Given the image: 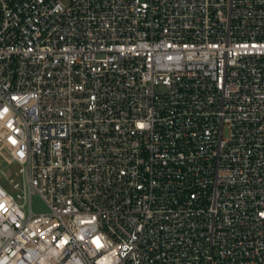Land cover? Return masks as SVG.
<instances>
[{
	"label": "built area",
	"instance_id": "obj_1",
	"mask_svg": "<svg viewBox=\"0 0 264 264\" xmlns=\"http://www.w3.org/2000/svg\"><path fill=\"white\" fill-rule=\"evenodd\" d=\"M5 153L0 264H264V0H0Z\"/></svg>",
	"mask_w": 264,
	"mask_h": 264
},
{
	"label": "rangeland",
	"instance_id": "obj_2",
	"mask_svg": "<svg viewBox=\"0 0 264 264\" xmlns=\"http://www.w3.org/2000/svg\"><path fill=\"white\" fill-rule=\"evenodd\" d=\"M20 183L21 190L17 192L14 190V186ZM0 184L10 193L23 194L22 178L19 176V167L17 164H9L7 154L0 155ZM30 208L36 215L47 214L50 212L45 201L35 193H32L31 197L27 198L25 212L29 214Z\"/></svg>",
	"mask_w": 264,
	"mask_h": 264
}]
</instances>
